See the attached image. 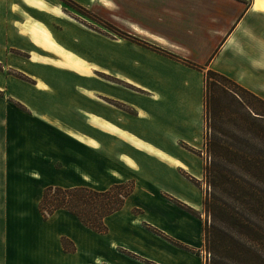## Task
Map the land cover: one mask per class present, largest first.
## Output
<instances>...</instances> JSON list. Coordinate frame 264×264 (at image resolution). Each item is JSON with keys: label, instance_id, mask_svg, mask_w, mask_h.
I'll return each instance as SVG.
<instances>
[{"label": "crops", "instance_id": "obj_1", "mask_svg": "<svg viewBox=\"0 0 264 264\" xmlns=\"http://www.w3.org/2000/svg\"><path fill=\"white\" fill-rule=\"evenodd\" d=\"M17 1L70 22L59 39L20 7L19 25L0 10V264H207L205 222L196 213L204 196L179 169L203 173L187 147H204L209 70L264 98V7L147 0L159 31L134 29L152 49L108 37L47 0ZM92 128L151 155L144 162L121 152L128 170L109 169L114 183L135 179L136 186L105 218L104 233L69 211L47 219L40 211L48 186L95 185L76 154L102 144Z\"/></svg>", "mask_w": 264, "mask_h": 264}, {"label": "rangeland", "instance_id": "obj_2", "mask_svg": "<svg viewBox=\"0 0 264 264\" xmlns=\"http://www.w3.org/2000/svg\"><path fill=\"white\" fill-rule=\"evenodd\" d=\"M14 1L19 6L13 7ZM47 1L59 5L68 16L108 37L122 36L132 39L131 36H133L132 40L136 43L158 49L145 37L138 35L134 29L139 25L159 31L155 28L152 17L150 18L147 14V0H106L110 5L101 3L99 0ZM9 3L11 6L8 8ZM0 4V10L2 7L7 9L5 17L10 18L12 24H23L24 17L14 12V8L20 7L33 17L44 20L46 22L44 24L59 39H61L60 30L68 28L67 25L70 22L44 8H35L22 1L0 0ZM18 27L16 26L17 29ZM15 51L21 52L18 49H14ZM3 67L4 63L0 62V71H3ZM128 67L134 69L132 66ZM11 73L17 77L28 78L19 71H11ZM215 78L218 84L229 90L226 88L225 90L220 85L214 89L209 88L212 93H216V100L212 101L216 110L208 111L204 106V147L201 150L194 149L192 146L187 147L190 154L195 153L201 157L203 173L195 177L185 170L179 169V172L200 190L204 201L207 199L210 205L213 204L212 202L218 205L217 210L204 205L200 212L196 211L204 219L205 229H207L205 232L207 231L208 243L204 248L207 264H264V210L260 207H245V196L241 194L245 190H242L239 185V183L248 185V182L257 184L264 178L262 172L264 157L253 156L257 151L264 152V101L242 91L224 78L216 76ZM216 81H210V83ZM234 91L244 99L243 102L235 96ZM3 93L0 91V94ZM250 108L252 112L249 111ZM91 132L101 140L102 144L99 147L98 144H95L97 147L90 148L76 147V154L80 163L90 169L92 176L96 179L92 183L95 185H91L96 190H108L115 186L116 178L109 173V169L128 170L119 159L121 152L132 154L144 162L151 159L150 153L148 156L142 151L134 150L118 137L93 128ZM245 158L249 162L244 164L242 160ZM252 161L253 166H245ZM152 169L156 171L161 168L152 166ZM90 180L93 179L90 178ZM123 182L126 183V187L117 189L125 193L131 187L130 194H132L136 186L135 179ZM127 198L120 209L124 207ZM133 212L141 213L142 210L134 208Z\"/></svg>", "mask_w": 264, "mask_h": 264}, {"label": "trees", "instance_id": "obj_3", "mask_svg": "<svg viewBox=\"0 0 264 264\" xmlns=\"http://www.w3.org/2000/svg\"><path fill=\"white\" fill-rule=\"evenodd\" d=\"M131 37L133 39V36ZM215 76L226 79L237 88H240L242 91L252 95L255 98L264 101V98L250 91L249 89L243 87L242 85L238 84L233 79L225 75H222L220 73H217L213 70H209L207 72L206 85H205V108L208 111H211L212 109L216 110V108L213 106L212 103L213 100H216V93L214 91H213L214 93H212L209 88L211 87L214 89L215 87L222 86L218 84ZM210 81H216V82L210 83ZM222 87L224 89L226 88L225 86ZM233 93L234 94L236 93L235 96H237L238 99L241 102H243L244 99L241 96L237 95V92L234 91ZM249 111L252 112L253 110H251L250 108ZM255 153L256 154H253V156L264 157L263 156L264 152L262 151H257ZM242 161L244 162V164L249 162L247 158H245V160L243 159ZM253 164L254 162L252 161L251 164H247L245 166L251 167L253 166ZM262 172L264 173V170H262ZM131 183L129 184L131 185ZM251 183L252 182H248V185L239 183L242 190H245L241 192V194L245 196L244 206L248 208L260 207L261 209L264 210V178L262 179V181L260 180L257 184H251ZM121 187H126V183L125 182L116 183L114 187L103 191L96 190L93 187L87 185H82L74 188L48 186L44 190L43 198L40 203V211L44 219H47L56 210L66 209L70 213L76 215L80 219V221L86 226L94 229L95 231L104 233L107 232L108 230V227L104 221L105 217L119 210L123 206L125 199L130 195L132 191L131 187L129 188L127 187L128 190H126L124 193L117 189ZM206 200L204 201V205L211 206L212 210H217L218 205L215 202H212L213 204L210 205L209 202H207ZM63 242H64V246L68 248V242L66 238H63ZM206 243H208L207 231H206Z\"/></svg>", "mask_w": 264, "mask_h": 264}, {"label": "bare ground", "instance_id": "obj_4", "mask_svg": "<svg viewBox=\"0 0 264 264\" xmlns=\"http://www.w3.org/2000/svg\"><path fill=\"white\" fill-rule=\"evenodd\" d=\"M101 3H104L106 5H110L109 1L106 0H99ZM256 6L264 7V0H256Z\"/></svg>", "mask_w": 264, "mask_h": 264}, {"label": "built area", "instance_id": "obj_5", "mask_svg": "<svg viewBox=\"0 0 264 264\" xmlns=\"http://www.w3.org/2000/svg\"><path fill=\"white\" fill-rule=\"evenodd\" d=\"M206 259H207V256H206Z\"/></svg>", "mask_w": 264, "mask_h": 264}]
</instances>
